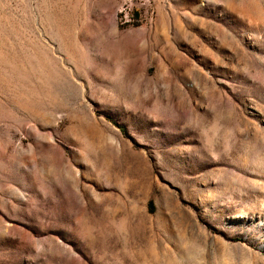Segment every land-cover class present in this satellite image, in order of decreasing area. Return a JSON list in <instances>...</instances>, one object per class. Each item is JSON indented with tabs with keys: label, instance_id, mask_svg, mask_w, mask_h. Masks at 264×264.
I'll return each instance as SVG.
<instances>
[{
	"label": "rangeland",
	"instance_id": "374dc122",
	"mask_svg": "<svg viewBox=\"0 0 264 264\" xmlns=\"http://www.w3.org/2000/svg\"><path fill=\"white\" fill-rule=\"evenodd\" d=\"M0 264H264V0H0Z\"/></svg>",
	"mask_w": 264,
	"mask_h": 264
}]
</instances>
